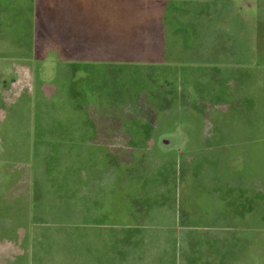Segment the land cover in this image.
<instances>
[{
	"label": "crops",
	"instance_id": "obj_1",
	"mask_svg": "<svg viewBox=\"0 0 264 264\" xmlns=\"http://www.w3.org/2000/svg\"><path fill=\"white\" fill-rule=\"evenodd\" d=\"M262 1L0 0L5 228L68 204L87 264H264Z\"/></svg>",
	"mask_w": 264,
	"mask_h": 264
},
{
	"label": "rangeland",
	"instance_id": "obj_2",
	"mask_svg": "<svg viewBox=\"0 0 264 264\" xmlns=\"http://www.w3.org/2000/svg\"><path fill=\"white\" fill-rule=\"evenodd\" d=\"M257 12L261 14V17L264 16L263 1L257 3ZM258 21L260 28H257L256 43L259 49L257 51L259 60L262 58L261 56H264V52L262 53V50H260L264 47V17L263 19L258 18ZM231 67V61L225 60L224 70L231 69ZM32 86L29 88L31 90V97L25 101L23 95L17 101L18 104L20 103L17 108H24L23 104L26 102V107L29 106L27 110L31 108L30 110L35 112H31L30 116L33 118V122L35 120L36 126H41L40 123L42 121H45V124L42 126H58L61 122V124H69L67 122L70 121L69 113L66 112L67 114H65V112H62L65 111V108L64 110L50 109L47 116L39 115L41 113L39 107L42 105V99L38 94L39 88L37 82H33ZM108 95L112 97L110 92ZM121 96L113 99L117 104V107L113 109L118 110L120 108L119 106L123 102ZM54 103L62 104V101L54 100ZM47 108L49 109L48 105ZM10 109H14V107ZM77 119L78 117L75 118V120ZM79 119L80 121H84L80 117ZM58 145L53 142L35 144L33 147L36 152L32 159V165L37 166V163H40L39 152L40 150H44L43 152L47 160L44 158L42 161H47L48 165L53 166L56 161ZM14 155L19 160L17 166L25 167L24 154L16 153ZM65 206L64 204H56L55 208H52V205L44 203L46 211L42 213V221L38 220L39 212H35V208H33V213L30 212L27 216H21L24 226H26L24 227L26 231L22 227L18 229L5 228L8 223L4 224L0 222V264H87L86 255L75 254V212H73L71 207ZM4 213L3 207L0 205V217H3ZM28 225L30 227L27 229ZM21 226L23 225L21 224Z\"/></svg>",
	"mask_w": 264,
	"mask_h": 264
}]
</instances>
